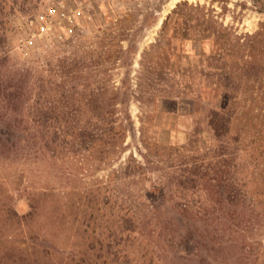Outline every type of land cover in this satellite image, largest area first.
<instances>
[{
  "label": "rangeland",
  "instance_id": "1",
  "mask_svg": "<svg viewBox=\"0 0 264 264\" xmlns=\"http://www.w3.org/2000/svg\"><path fill=\"white\" fill-rule=\"evenodd\" d=\"M181 1L0 0V264H264V122L211 124L239 48L181 29ZM186 1L234 42L264 25V0ZM258 56L237 87L264 88Z\"/></svg>",
  "mask_w": 264,
  "mask_h": 264
},
{
  "label": "trees",
  "instance_id": "2",
  "mask_svg": "<svg viewBox=\"0 0 264 264\" xmlns=\"http://www.w3.org/2000/svg\"><path fill=\"white\" fill-rule=\"evenodd\" d=\"M257 2H261V0H256ZM263 2V0H262ZM185 7H189L192 9L200 8V5H190L189 1H181L178 3L176 8L174 9L176 15H178V19L180 20L179 26L181 29H186L187 31H190L191 29L199 30L202 29V34L205 35L206 38H209L213 41L214 46H217L215 49H212V52L215 51L218 52L219 55H221V58L219 59H225L227 56L229 57L230 54H233L234 52H230L231 45L236 44L239 48V60L242 64H239L237 69H233L228 71V69L223 73V79L228 80V83H224L225 86L228 87V90L226 91V102H223L224 105H221V107L214 108L211 114V124L215 125L217 122L222 121L226 125H230L233 121V113L237 111L238 106L241 104L244 106L246 105H253L254 108L257 110V118L263 119L264 122V88L254 89H241L240 87H237V84L235 85V78H237V83L240 81H251L252 78L255 80L257 79L253 72L256 69L257 65L260 63L259 58V51L264 48V25L262 26V29L256 31L253 34H247V35H241L237 36V41L234 42L231 39V36L226 34L222 27H220L217 24V20L214 17H207L204 15V18L196 17L192 12L189 10H185ZM262 8L264 9V3H262ZM189 32L183 33V37H187ZM178 32H176L172 38H177ZM150 51L144 52V59L147 60L148 55L150 54ZM218 59V58H217ZM169 69V68H168ZM238 71H247L251 72L250 76L246 78L244 75L240 74ZM262 78V77H261ZM221 81V79H220ZM218 83V82H217ZM95 99V98H94ZM105 99L104 93L99 94V100ZM69 116V115H68ZM79 120V119H78ZM75 122L76 120L73 119ZM80 124V121H79ZM78 124V125H79ZM76 128L77 125H71V128ZM71 128L64 129L65 134H74L76 136H89V140L91 142L102 140L106 134V132L103 130L102 127H100L98 130L97 128H94L93 131L89 132V134L86 133L85 129H81L79 132L73 131ZM216 128V127H215ZM69 130V131H68ZM96 130V131H95ZM259 133L262 135L259 136L258 143L263 146L264 145V128L259 130ZM159 195L160 198H167L169 196V191L167 190L165 185H155L153 187V190H146L145 197L150 202L148 205L152 209H156L157 205L155 202L152 201V198H155ZM156 206V207H155ZM183 207V206H182ZM181 225V231H179L178 237H179V246L180 250L188 253V234L189 229L185 228L186 226L182 221H178ZM178 246V247H179Z\"/></svg>",
  "mask_w": 264,
  "mask_h": 264
}]
</instances>
